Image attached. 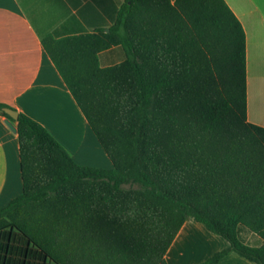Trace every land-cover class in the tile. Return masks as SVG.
Segmentation results:
<instances>
[{"label": "trees", "instance_id": "obj_1", "mask_svg": "<svg viewBox=\"0 0 264 264\" xmlns=\"http://www.w3.org/2000/svg\"><path fill=\"white\" fill-rule=\"evenodd\" d=\"M43 46L114 169L77 164L20 113L24 191L0 230L56 264H168L194 218L230 244L203 264H264V128L248 121L247 37L225 0H127L108 32ZM114 46L126 60L102 67Z\"/></svg>", "mask_w": 264, "mask_h": 264}, {"label": "crops", "instance_id": "obj_2", "mask_svg": "<svg viewBox=\"0 0 264 264\" xmlns=\"http://www.w3.org/2000/svg\"><path fill=\"white\" fill-rule=\"evenodd\" d=\"M173 4L177 0H170ZM247 37L248 121L264 128V0H225ZM127 0H0V103L43 125L81 166L114 164L43 46L56 38L109 30ZM102 67L127 58L122 46L100 53ZM0 113V211L24 191L20 143ZM230 247L196 219L181 228L168 264H203ZM0 264H56L17 228L0 230ZM218 264H257L236 252Z\"/></svg>", "mask_w": 264, "mask_h": 264}, {"label": "water", "instance_id": "obj_3", "mask_svg": "<svg viewBox=\"0 0 264 264\" xmlns=\"http://www.w3.org/2000/svg\"><path fill=\"white\" fill-rule=\"evenodd\" d=\"M109 30H107L108 32ZM5 112L9 115L10 119L7 120V123L9 124V126L14 130L16 131V128H15V125H14V122L18 120L19 118V113L14 110V109H11V108H7L5 109Z\"/></svg>", "mask_w": 264, "mask_h": 264}, {"label": "rangeland", "instance_id": "obj_4", "mask_svg": "<svg viewBox=\"0 0 264 264\" xmlns=\"http://www.w3.org/2000/svg\"><path fill=\"white\" fill-rule=\"evenodd\" d=\"M125 188H130V185H126Z\"/></svg>", "mask_w": 264, "mask_h": 264}]
</instances>
